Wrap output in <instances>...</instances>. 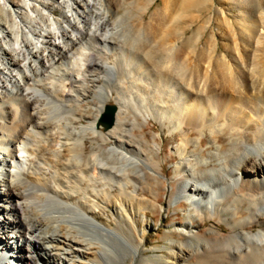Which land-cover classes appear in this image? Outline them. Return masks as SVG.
<instances>
[{"label": "bare ground", "instance_id": "1", "mask_svg": "<svg viewBox=\"0 0 264 264\" xmlns=\"http://www.w3.org/2000/svg\"><path fill=\"white\" fill-rule=\"evenodd\" d=\"M177 1L161 0L147 21L134 22L140 41L159 38L158 72L132 46L113 52L101 30L102 56L93 57L106 17L101 0H1L0 264H264V69L254 91L245 66L217 54L213 68L204 64L216 52L213 31L207 47L198 35L187 55L183 31L174 41L159 37ZM214 1L240 23L264 26L257 0ZM215 14L224 36L230 24ZM225 69L235 94L221 81ZM91 98L96 114L81 105ZM109 99L114 124L100 131L94 125ZM148 120L174 141L169 161L187 180L176 200L188 204V221H224L230 239L217 229L197 243L179 225L166 247L148 252L146 209L155 212L163 195Z\"/></svg>", "mask_w": 264, "mask_h": 264}, {"label": "rangeland", "instance_id": "2", "mask_svg": "<svg viewBox=\"0 0 264 264\" xmlns=\"http://www.w3.org/2000/svg\"><path fill=\"white\" fill-rule=\"evenodd\" d=\"M8 1L16 2L17 0H8ZM102 1L103 3L101 4L103 7H105L104 11L106 10L105 12L106 20L105 19L103 20L104 23L101 22L100 24L101 26L99 25V28H98V34H96L95 36L98 39L96 38L97 42L94 45L95 48L97 47V49L96 51H93L92 53L93 57L101 58L102 55L100 54L98 50L99 49L98 47H100L99 40L102 39L101 38L102 34L103 35L107 34L109 36L108 37L109 47L112 46L111 50H113V52L117 53L121 50H125V49L128 50L131 48V50L137 54L146 55L149 65L155 71H158V72L161 71L162 62H163V58H162L163 50L157 44V42H159V38H156V39L153 38L154 41H149L151 43L148 42L146 44L144 41H140L138 37L139 36V31L137 30L138 27L135 26L136 18L138 20V16L141 15L140 17H142L145 21H147L149 18V15L153 13L154 10H156L157 8L161 6V0H101V2ZM207 1L208 0H201V1L200 0H178L174 7V10L168 16V19L166 23L164 24V27H162L161 29L162 34L159 37H163L166 35L167 38H171L170 40L174 41L176 40L177 36L180 35L181 31H183V39H184L185 46L183 45L184 47L182 46V48L184 50V53L188 52L187 54H190V48H192L191 45H192V42L195 40V38L199 35L198 36L200 40L199 46L202 45L204 47H207L209 45L208 37L211 34L210 32L213 31L214 38H215V44H216V52L212 53L211 55L209 54L205 55L204 64L206 63L208 66H210V69H211V67L213 68L215 66V63H214V61H216L215 54H217L218 56H223L224 58L226 56L225 59L227 60V63L233 64V62L235 63L237 62L242 67L245 66L244 69L246 68V71L248 70L251 71V72L248 71V74H250V83L252 86V90L254 91L257 90L259 88L258 80L261 79V76L259 75V71L261 68L264 69V26L263 24L257 23L255 27H252V25L250 24H247V23L245 24L243 22L240 23V21H238L237 17L235 16L236 12L233 10L229 11L226 8L227 5H220L217 3V1L211 2L210 4V2H207ZM109 4H111V6H109ZM111 7L113 9H111ZM143 7H146V8H143ZM254 8H255V11H258V10L264 11V0H257V2L254 3ZM1 9L2 7H1V0H0V14H1ZM54 13L59 15L58 11H54ZM215 13H217L218 15H223L225 19L224 21L230 24V29L226 25H225L226 28L223 26L226 31V34H224V36L220 34L218 35L217 22L214 17L217 15ZM254 17L258 18L257 15ZM87 20H89V18ZM102 24H103V27H102ZM104 24L106 28L104 27ZM107 27L109 29H107ZM103 28L105 30H103ZM133 29L134 31L137 30V32H133ZM100 30L105 31V34L104 32H101ZM109 31H111L110 32L111 34L109 33ZM113 31H115L116 33ZM230 32L233 34L234 39H232V36L229 34ZM98 35L100 36L98 37ZM130 37L131 38L133 37L135 39V40L132 39L135 43L130 40L131 39ZM135 37L136 38L138 37V39L136 40ZM114 40H116V42H113ZM131 42H133L134 45H131L133 44ZM150 44L151 46H149ZM153 45L154 47H157L159 50L157 49L156 51L151 50L152 48H154ZM235 45L236 47H238V49L239 47L245 46L243 47L245 49L244 50L245 52H242V50L240 51L239 49L238 51L239 55H238L237 52L235 51ZM129 46H132L133 48L132 47L129 48ZM231 49L234 52H232ZM160 52L162 54H160ZM186 53L185 55H187ZM208 59H211V60H208ZM180 62L181 61H178L177 67L181 66ZM254 65L255 67H253ZM225 71H223L221 81H223L225 85L232 87L230 88V91L232 94H235L234 92L236 90H234L231 84L232 80L229 78L231 76V73H229V71L226 69ZM175 72L170 73V75L175 77L176 74H178L177 71ZM104 76L109 80V82L114 80V75L112 74L110 75L105 74ZM97 102L98 101L95 98H91L90 100L87 99L86 102L82 101L81 105L83 108H86V110L90 112V114H96L95 111L98 109V105H99V102L98 103ZM107 103L112 104L114 102L111 99H109L104 102V104H107ZM81 121L82 123L87 124L86 120H81ZM146 125L148 128L145 129L144 134L147 136V139H150V136H149L150 132L151 134H154L157 138L158 146L160 148L158 162L160 163L163 169L159 177L160 180L163 182V186H162L163 195L161 196V201L160 203L156 205L155 212H151V210L146 209L147 218H150V220L147 224L148 226L147 225L142 226V228L145 231L146 238H147L146 248L148 249V252L150 254L151 253L155 254L156 250L160 251L162 250V248L166 247L170 241L169 234L179 225L188 227L191 233L194 236H197L194 239V242H197V243L203 241V236L208 231L217 230V229L220 230L224 238L230 239L233 236V233L231 232L229 228L230 226L224 221L213 220V221L207 222L205 225L201 226V228L198 227V225L194 223V221L191 222L193 223L192 225L188 221L187 212L184 210V209L187 210L189 208L188 204L184 201L176 200V196L178 194L179 189L182 187V185L186 183L187 180H186L185 174H180L179 176L178 175L176 176L175 169H174L175 162L169 161L170 156L173 158V160H175L176 158L172 150V148L174 147V143H173L174 141L171 139L170 134L164 131V129H161L158 123H156L155 121L148 120V123ZM99 130L103 131L102 128ZM194 133H195V137H194L195 139L203 137L199 135L200 133L197 131H194ZM97 140L99 141L98 138ZM164 141L166 142L165 144H164ZM85 142L87 146L91 144L90 140H86ZM162 145H164V148H162ZM206 147L207 146H205L204 148ZM171 185H173V193H174L173 195L170 194V192L172 191V188L170 187ZM180 202L184 204L181 208L178 207ZM105 212L109 215V217H111L110 212L108 211H105ZM111 220H113V218H111ZM204 221L205 220L200 219L199 223H202ZM180 238L182 241L185 239L184 236H181ZM24 247L25 246H23V248ZM127 264H131L130 260L127 261Z\"/></svg>", "mask_w": 264, "mask_h": 264}, {"label": "water", "instance_id": "3", "mask_svg": "<svg viewBox=\"0 0 264 264\" xmlns=\"http://www.w3.org/2000/svg\"><path fill=\"white\" fill-rule=\"evenodd\" d=\"M116 112V106L114 103H107L102 106V109L97 117L95 128H102L106 130L114 124V114Z\"/></svg>", "mask_w": 264, "mask_h": 264}]
</instances>
